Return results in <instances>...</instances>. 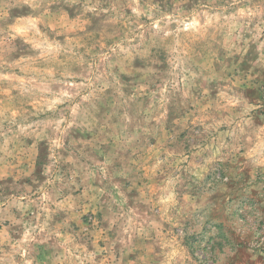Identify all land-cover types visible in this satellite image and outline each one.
I'll list each match as a JSON object with an SVG mask.
<instances>
[{
	"label": "rangeland",
	"instance_id": "rangeland-1",
	"mask_svg": "<svg viewBox=\"0 0 264 264\" xmlns=\"http://www.w3.org/2000/svg\"><path fill=\"white\" fill-rule=\"evenodd\" d=\"M0 264H264V0H0Z\"/></svg>",
	"mask_w": 264,
	"mask_h": 264
}]
</instances>
